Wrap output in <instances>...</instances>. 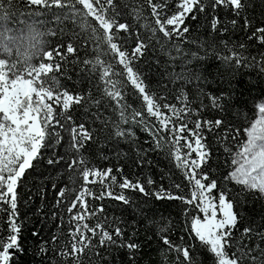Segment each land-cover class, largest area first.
Instances as JSON below:
<instances>
[{"label": "trees", "instance_id": "1", "mask_svg": "<svg viewBox=\"0 0 264 264\" xmlns=\"http://www.w3.org/2000/svg\"><path fill=\"white\" fill-rule=\"evenodd\" d=\"M153 2L166 4L165 8L158 11L162 19H167L176 10L178 0ZM113 3L116 8L110 10L111 14L119 13L116 15L118 22L133 26V35L127 38L126 45L130 51L137 32L145 40L151 35L150 28L143 25L155 27V17L146 0H113ZM244 3L246 7L239 16L234 15L231 8L225 10L218 7L213 11L210 4L203 13L194 10L181 26L189 29L184 37H173L171 41L164 42L163 47L153 40L145 55L134 62L136 71L161 105L167 102L183 107L184 98L187 97V103L195 110L190 115L192 121L200 119L202 122H214L220 119L223 122L213 131L207 127L202 130L210 151L203 171L218 183V189L213 193L216 201L221 191L227 193L228 199L234 204L233 210L240 218L238 227L233 230L232 246L227 249L230 256L232 253L239 255L237 245L253 249L252 254L257 256L260 250H264V196L224 179L233 170L232 154L246 141L245 129L257 119L258 106L264 102V43H260L257 38L260 33L253 36L257 28H264V0H244ZM19 7L27 13L38 8L29 6L27 0H20ZM141 7L142 18L137 21L132 9ZM214 16L219 20L215 31L211 26ZM48 20L53 21L49 26L56 31V35L51 37L50 47L61 45L60 50L65 55L64 60L54 57L51 61L54 65L59 62L61 66L59 71L51 75L58 78L60 91L68 90L73 95L80 94L88 98L84 105H76L72 109L76 124L85 123L93 133V140L85 142L81 152L89 161V167L95 166L100 170L111 168L118 181L112 190L116 194L123 191L129 199V204L124 205L107 197L103 200L86 198L94 207L103 205L107 219L113 225L108 228L110 232L114 234V226L122 228L125 246L112 245L110 248L86 250L84 264H179L183 257L180 256L178 260V254L163 243L162 237L170 239L174 245L187 247L193 264H216L214 255L192 233V219L197 216L203 218V213L199 212L195 204L156 199L154 193L160 189L191 199V185L184 172L176 167L170 154L171 145L162 141V148L155 147L156 141L149 129L154 131L159 125L154 117L147 116L139 93L127 82L126 76L120 77L124 81L125 102L128 105V121L120 124V127L125 132L131 130L134 135L117 137L113 125L119 122V110L115 102L104 93L99 71L93 72L91 63H84L85 60L92 61L97 57L96 42L80 33V29L71 20L59 26L50 14ZM233 20L236 21L235 26L231 23ZM245 20L250 22L247 28L244 26ZM88 21L93 27L99 28L91 17H88ZM157 35L162 37L161 33ZM120 36L127 37V34L121 32ZM69 41L77 49L74 54L66 51ZM175 44L179 45V50L173 46ZM101 48L107 52L106 45H101ZM233 53L241 55L244 62L237 65L235 59H223ZM101 59L113 63L116 71H122V66L113 60L111 53L103 55ZM213 96L220 98L218 102L221 108L212 106ZM48 103L52 104L57 119L67 127L59 116L61 106L53 101ZM133 109L144 112L145 123H139V118L132 120ZM163 111L170 115L166 109ZM181 122L176 121L177 124ZM188 127L194 128V123H189ZM50 131L59 132L60 136L48 140V146L41 149L40 155L33 162L34 167L26 170L18 182L16 223L20 228L17 234L19 250H10L11 264H66L60 251L65 244L67 250L71 251L67 207L83 183L80 176L82 167L80 171L75 166L69 167L73 160L79 159L70 147V133L59 126ZM158 135L167 137L171 133ZM181 144L183 146V141ZM225 146L231 151L225 152ZM187 150L182 147V152L187 153ZM49 160L54 162L49 164ZM125 177L134 183L141 182L151 195L145 196L133 189H120L119 183ZM149 179L153 184H148ZM177 185L180 187L177 188ZM89 187L99 195V184ZM61 188L66 190V194L63 203L58 204L57 193ZM2 207L7 211H0V240L7 241L10 235L8 214L11 210L7 205ZM86 223L94 226L95 218L88 219ZM161 227L166 230L161 232ZM245 228H251L252 232L245 235ZM116 239L119 241L121 238ZM92 243L99 245V237L94 238ZM129 243L137 247L129 251L126 246ZM71 261L69 256L67 264H71ZM241 264H250V260L244 259Z\"/></svg>", "mask_w": 264, "mask_h": 264}, {"label": "snow or ice", "instance_id": "2", "mask_svg": "<svg viewBox=\"0 0 264 264\" xmlns=\"http://www.w3.org/2000/svg\"><path fill=\"white\" fill-rule=\"evenodd\" d=\"M146 3L152 9L155 27L149 24L143 25L145 28H150L151 35L145 40L137 32L135 42L129 51L126 48L127 38L132 37L133 26L126 22H118L116 15L119 13L111 14L110 10L114 11L116 8L113 0H63V3L62 0H27L29 6H38L31 13L43 17L49 24L53 22L48 20L49 14L59 26L64 21L73 19L71 13L79 14L80 12H85L87 17L96 21L99 28L92 26V32L98 34L96 42L98 55L94 60H85L84 63H91L93 72L99 71V78L104 84V93L115 102V107L119 110V122L113 125L115 135L124 138L134 135L131 130L125 132L120 127V124L128 121L124 81L120 79V77L126 76L127 82L142 98L143 108L147 116L154 117L156 124L159 125L154 131L149 129L156 141L155 147L162 148L164 146L162 141L171 145L170 154L176 162V167L184 172L185 178L191 185V199L173 195L164 189L155 191L156 199L181 200L187 205L195 204L199 212L203 213V218L197 216L192 219V233L201 245L207 246L208 251L214 255L216 264H241L244 259L250 260V264H264V250H260V254L257 256L252 254L253 249L237 245L236 251L239 255L236 253L229 255L227 249L232 246L233 230L238 227L240 218L233 210L234 204L228 199L227 193L221 191L217 203L213 193L218 189V183L215 179H210L209 175L203 171V166L208 163L210 151L202 130L207 127L209 131H213L214 128H219L222 125V120L216 119L214 122L205 120L202 122L197 119L192 121L190 115L195 110L187 103V97L184 98L183 107H177L167 102L161 105L157 96L150 92L134 66V62L145 55L153 40L163 47L164 42L171 41L173 37L176 39L184 37L189 29L187 26L183 28L181 26L184 25L187 16L192 14L194 10L203 13L210 4L213 11L218 7H223L225 10L231 8L234 15L239 16L244 11L246 4L244 0H178L173 14L167 19H162L161 12L158 10L165 8L166 4L154 3L153 0H146ZM78 5L82 7H77ZM65 12L69 14L65 15ZM132 12L137 21L142 18V7L133 8ZM192 18L195 19L196 17L193 15ZM87 23L90 24L89 21ZM231 23L235 26L236 21L233 20ZM218 24L219 20L214 16L211 22L214 31L217 30ZM168 26L172 27L169 28ZM244 26L245 28L249 27L250 22L245 20ZM61 31L63 30L61 29ZM121 32L126 33L127 37H121ZM157 33H161L162 37L158 36ZM256 33H260L257 37L259 42L264 43V28H257L253 36H256ZM51 34L55 36L56 31L51 29ZM251 38L249 37V39ZM101 45L107 46V52L102 50ZM173 46L179 50L178 44ZM61 47V45L55 48L50 47L38 68L27 74H19L13 77L7 68L0 67V211H7L2 207L3 205H7L8 209L11 210L8 214L10 235L7 241L0 240V249H2L0 250V264H11L12 252L10 250H19L17 234L20 228L16 223L18 182L25 175L26 170L34 167L33 162L40 155L41 149L48 146V140L53 136H60L59 132L50 131L57 126L68 131L71 135L70 147L75 150L79 159L73 160V164L69 167L75 166L78 171L82 167L80 176L83 180L75 198L67 207L71 251L67 250V244H65L60 251L61 256L65 258L66 264L69 256L72 258L71 264H84L83 256L86 250L90 251L97 247L110 248L112 245L125 246L121 227L114 226V234L108 230L113 225L109 223L103 205L94 207L86 199L92 197L96 200H103L107 197L120 201L124 205L129 204V199L123 191L116 194L112 190L118 182L117 177L112 174L113 170L111 168L100 170L95 166L89 167V161L81 152V149L85 147V142L93 140V133L87 129L85 123L76 124L72 109L76 105H84L88 98L80 94L73 95L68 90L60 91V82L55 75H51L50 84L41 76L42 73L51 74L60 70L59 62L54 65L51 61L54 57H59L60 60L65 59L64 53L60 50ZM66 51L68 54H74L77 49L69 41L66 44ZM108 53H111L113 60L122 66V71H116L113 63L101 59L103 55ZM223 59L225 61L235 59L237 65L244 62L243 57L237 53H233L232 56H225ZM44 61L49 62L45 63ZM211 99L213 107H222L218 102L220 98L213 96ZM48 101H53L56 105L61 106L59 116L63 118L68 125L67 127L57 119L55 110ZM165 109L170 115L165 114L163 111ZM131 118L133 121L139 118V123H145L143 111L133 109ZM178 120L182 122L177 124L176 121ZM189 123H194V128H189ZM159 133H171V135L165 137L158 135ZM245 134L246 141L239 145L238 150L232 154L233 170L224 179L243 186L245 190L258 192L264 196V105L258 106V117L249 128L245 129ZM226 138L227 134L225 135ZM182 147H186L188 152H182ZM224 151L230 152L231 149L225 146ZM192 153L196 154L195 159L192 158ZM53 162L52 160L48 161L49 164ZM117 171L120 170L117 169ZM95 184L100 185L99 195H96L94 189L89 187V185ZM148 184H153V181L149 179ZM119 187L122 190H138L145 196L151 195L141 182L134 183L126 177L122 183H119ZM176 187L179 188L180 185ZM65 194L66 190L61 188L57 193L58 204L63 203ZM93 217L95 224L90 226L86 221ZM165 230L164 227L160 228L161 232ZM251 232V228L244 229L245 235ZM87 233H91V235H87ZM96 237H99V245L92 243ZM117 237L121 239L118 241ZM162 239L169 249L178 254V260L180 256L183 257V260H179V264H193L192 256L187 247L174 245L166 237H162ZM126 246L129 251L137 247L133 243Z\"/></svg>", "mask_w": 264, "mask_h": 264}, {"label": "clouds", "instance_id": "3", "mask_svg": "<svg viewBox=\"0 0 264 264\" xmlns=\"http://www.w3.org/2000/svg\"><path fill=\"white\" fill-rule=\"evenodd\" d=\"M19 3L20 0H0V67L7 68L13 77L38 68L51 46L52 37L49 23L35 13L24 12ZM71 15V22L80 33L97 42L98 34L92 32L86 13ZM41 76L51 83V74Z\"/></svg>", "mask_w": 264, "mask_h": 264}, {"label": "rangeland", "instance_id": "4", "mask_svg": "<svg viewBox=\"0 0 264 264\" xmlns=\"http://www.w3.org/2000/svg\"><path fill=\"white\" fill-rule=\"evenodd\" d=\"M260 105H264V102H263L262 104H260ZM187 152H188V150H187ZM192 158H193V159L196 158V154H195V153H192ZM217 203H218V201H217Z\"/></svg>", "mask_w": 264, "mask_h": 264}]
</instances>
